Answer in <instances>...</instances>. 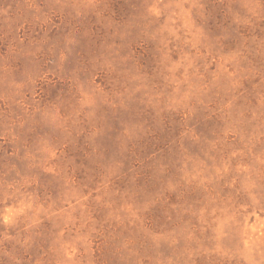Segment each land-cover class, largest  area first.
Instances as JSON below:
<instances>
[{"label": "rangeland", "instance_id": "rangeland-1", "mask_svg": "<svg viewBox=\"0 0 264 264\" xmlns=\"http://www.w3.org/2000/svg\"><path fill=\"white\" fill-rule=\"evenodd\" d=\"M0 264H264V0H0Z\"/></svg>", "mask_w": 264, "mask_h": 264}]
</instances>
